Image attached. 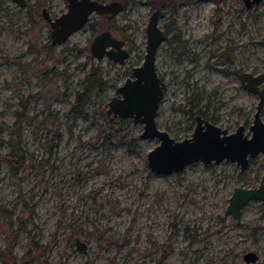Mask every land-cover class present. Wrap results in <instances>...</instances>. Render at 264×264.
I'll use <instances>...</instances> for the list:
<instances>
[{
  "label": "rangeland",
  "instance_id": "374dc122",
  "mask_svg": "<svg viewBox=\"0 0 264 264\" xmlns=\"http://www.w3.org/2000/svg\"><path fill=\"white\" fill-rule=\"evenodd\" d=\"M44 2L50 15L66 8L65 0H0V264H14L10 254L21 264L26 252L33 255L26 264H264L261 200H248L238 220L225 209L234 186L258 184L263 153L244 169L234 160L198 159L153 172L146 154L158 140L139 136L141 122L105 110L115 86L141 62L148 15L160 0H127L106 17L91 13L52 45ZM157 22L166 32L154 61L163 86L158 128L186 137L196 114L228 130L239 122L247 128L257 94L238 70H264V0L250 7L173 0ZM106 28L129 49L123 63L89 52ZM172 34L185 42L181 55ZM92 69L107 82L73 108ZM259 114L264 121V104ZM11 147L24 157L15 172L2 158ZM245 250L258 258L244 260Z\"/></svg>",
  "mask_w": 264,
  "mask_h": 264
},
{
  "label": "water",
  "instance_id": "95a60500",
  "mask_svg": "<svg viewBox=\"0 0 264 264\" xmlns=\"http://www.w3.org/2000/svg\"><path fill=\"white\" fill-rule=\"evenodd\" d=\"M12 1L19 6L26 4V0ZM242 1L244 6L250 7L259 0ZM65 4L66 8L62 12L51 16L43 8L42 16L50 27L51 45L62 43L73 30L84 26L91 13L116 14L123 7L120 0H66ZM157 18L158 11L153 10L145 27L143 58L139 64L132 66L131 74L115 86V94L107 101L106 112L141 122L142 131L139 136L158 140L146 154V162L153 172L166 174L177 171L198 159L205 163L219 162L222 159L234 160L239 169H244L251 155H264V121L259 114L264 104V70L258 73L249 70L240 73L245 89L257 94L253 118L247 128L239 122L233 130H228L196 114L190 135L173 138L166 129L158 128L155 119L163 92L161 76L154 65L156 48L164 36ZM88 46L94 57L106 56L117 63H123L128 57L129 49L125 47L124 40L111 34L107 28L96 32ZM231 191L225 209L236 220L240 218V210L248 200L259 199L264 206V170L258 184L252 187L234 186ZM73 241L77 250L85 251L86 241L80 240L78 236ZM242 255L246 261H255L258 258L253 250H245Z\"/></svg>",
  "mask_w": 264,
  "mask_h": 264
},
{
  "label": "trees",
  "instance_id": "16d2710c",
  "mask_svg": "<svg viewBox=\"0 0 264 264\" xmlns=\"http://www.w3.org/2000/svg\"><path fill=\"white\" fill-rule=\"evenodd\" d=\"M127 0H122V2H126ZM158 1V0H157ZM168 1V0H166ZM124 5V3H123ZM106 17V16H104ZM85 81L83 82L82 91H78L75 97V104L73 105V108H76L79 105L84 104L87 101V98L89 97V95L93 92H97L98 90H100V88L106 84L107 80L105 78H102L100 71L97 69H92L84 78ZM17 119L15 121V123H17L20 119V117L22 116L21 113H17ZM2 158H4L8 164L11 166L12 168V172H15L17 167L23 162L24 157H23V153L20 150L14 149L13 147H11L9 150L5 151L2 154ZM37 243L33 242V248L37 247ZM39 247V246H38ZM11 258V261L15 264L17 261L15 259L14 256H12L11 254L8 255ZM27 258V261H24V259ZM33 258V255L29 254V252H26L25 255L21 256V259L19 260V262L21 264H26L27 262H30V260Z\"/></svg>",
  "mask_w": 264,
  "mask_h": 264
},
{
  "label": "flooded vegetation",
  "instance_id": "af4514ba",
  "mask_svg": "<svg viewBox=\"0 0 264 264\" xmlns=\"http://www.w3.org/2000/svg\"><path fill=\"white\" fill-rule=\"evenodd\" d=\"M102 1H104V0H102ZM243 2V1H242ZM65 3H66V0H65ZM173 3V0H168V1H166V0H160V3L158 4V6L157 7H153V8H151V12H153V10H157L158 11V16H159V13H160V9L164 6V5H169V4H172ZM243 5H244V3H243ZM45 7V9H46V12L49 14V12H48V10H47V6L45 5V2H44V4H43V6L41 7V13H40V15L42 16V12H43V8ZM244 7H246V6H244ZM151 12L149 13V15L151 14ZM94 14V13H93ZM95 14H98V15H100L101 17H104V16H109V14H112V13H108V12H105V13H95ZM50 15V14H49ZM91 15V14H90ZM149 15H148V17H149ZM51 16V15H50ZM90 17V16H89ZM89 17H88V19H89ZM42 18L44 19V20H46L45 18H44V16H42ZM157 20H158V18H157ZM147 21H148V19H147ZM148 23V22H147ZM159 24V23H158ZM159 26H160V28H161V30H162V32H164V36H163V39L166 37V32H165V29L159 24ZM146 27V26H145ZM162 39V40H163ZM169 43H171L172 44V49H173V51L175 52V53H177L178 55H181L182 54V52L184 51V45H185V42H184V40L183 39H180L179 38V36H177V35H175V34H172L171 35V37L169 38ZM124 45H125V41H124ZM125 47H126V45H125ZM241 71H246V70H244V69H239L238 70V77H239V80H240V82L243 84V82L241 81V79H240V73H241ZM261 83H259V85H260ZM243 86H244V84H243ZM250 159V158H249ZM263 166H264V161H263Z\"/></svg>",
  "mask_w": 264,
  "mask_h": 264
}]
</instances>
